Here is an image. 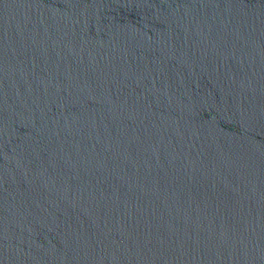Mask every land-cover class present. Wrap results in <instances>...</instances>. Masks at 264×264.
Returning a JSON list of instances; mask_svg holds the SVG:
<instances>
[{
  "label": "water",
  "instance_id": "95a60500",
  "mask_svg": "<svg viewBox=\"0 0 264 264\" xmlns=\"http://www.w3.org/2000/svg\"><path fill=\"white\" fill-rule=\"evenodd\" d=\"M0 264H264V0H0Z\"/></svg>",
  "mask_w": 264,
  "mask_h": 264
}]
</instances>
